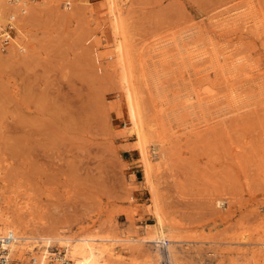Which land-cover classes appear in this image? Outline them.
Segmentation results:
<instances>
[{
	"label": "rangeland",
	"instance_id": "obj_1",
	"mask_svg": "<svg viewBox=\"0 0 264 264\" xmlns=\"http://www.w3.org/2000/svg\"><path fill=\"white\" fill-rule=\"evenodd\" d=\"M40 1L30 15L32 46L0 54V192L24 207L25 220L43 236L82 229L132 237L155 228L156 200L109 52V1ZM236 8L256 24L233 35L213 30L209 19L241 13ZM121 16L144 122L153 121L159 103L174 107L168 123L161 121L175 130L164 145L169 157L151 180L165 235L179 240L171 244L176 263L264 264V0H128ZM222 50L235 60L223 71L214 59ZM188 52L206 57L189 60ZM190 93L202 103L192 115L181 105ZM171 120L188 130L179 132ZM158 125L148 128L152 136L164 128ZM220 196L223 208L214 205ZM130 245L111 264L155 263L154 249L160 264H169L167 242Z\"/></svg>",
	"mask_w": 264,
	"mask_h": 264
},
{
	"label": "bare ground",
	"instance_id": "obj_2",
	"mask_svg": "<svg viewBox=\"0 0 264 264\" xmlns=\"http://www.w3.org/2000/svg\"><path fill=\"white\" fill-rule=\"evenodd\" d=\"M45 1H46L45 3L48 2L47 0H45ZM108 1L110 3V9L108 11L110 18L108 17L109 23L107 26L109 28V34L111 37V46H112V47L110 46L111 50L109 52L113 56V60H114V63L116 65V68L118 67L121 70V82L123 84L124 98H125L124 100H125L126 106H127L126 112H127L128 118L130 120L131 126L133 128L132 129L133 131L132 130L131 131L134 133V136H135L136 141H137L136 148L138 151L139 159L141 161L143 179H144L145 184L148 185V186L147 185L146 186L149 187V190L151 189V192H149V194L151 193V195H152V196L150 195L151 202L154 204L155 201L153 202V200H156L155 208L153 209V215H154L156 227L151 228V229L149 226H148V228H142L141 231L139 232V234H137L136 233L137 231H135L137 236L131 235L132 237H130V235L129 236L128 235L122 236V237L121 236L117 237L118 235L117 236H112V235L111 236H109V235L103 236V235H100V234L94 233V232L92 234L91 233L90 234H83L82 229L73 235H68L65 232L57 231L55 233L48 234L47 236H43L44 234L43 235L42 234L40 235V233L36 234V230L33 229L34 225L33 226L29 225L28 220L27 219H26L27 221L25 220V217L23 215L24 207H20V206L18 207V205L11 199L5 200V198L2 195V192H0V235L5 234L7 231L8 232L10 231L14 236V240L8 246V254H9L10 261H11L10 264H13V261H15L19 264H53V261H62V260L65 261L66 264H111L113 261L115 262V260H119V259L121 260V257H123L122 256L123 250L127 251V250L132 249L131 248L132 246L130 244H132L133 246H135L134 244H136V246L134 248L137 249L139 247V244L152 243V244H154L153 246L155 248V247H158L159 244H164L166 242L169 243V246H167L166 250H165L166 254H167L166 256L168 257V262H169V264H177L176 263V261L178 259V257H177L178 254H176L177 250H176V247L172 246L171 244H173V245L177 244V243H179V240H177V239L174 240V239L167 237L165 235V232H164V228H165L164 222L165 221H164V217H163L164 213L162 216V212H161L162 210L160 211L159 210L160 208L158 209L156 206V205H159V203L157 204V199L159 201V198L157 195V199H155L156 198L155 194H156L157 190L154 191L155 189L153 190V187H152V185H153L152 180L154 179V178L152 179V177L154 176V174L156 177V175L159 173L160 169L164 168V166H166L165 164H166L167 159L169 157V156L167 157V153H170V151H169L170 149L168 150L167 146H166L167 149L166 150L164 149V145L168 142L166 137L168 138V136L173 135L174 131H175L174 130L172 132V128H173L172 126L173 125H171L170 127H168V128H170V130L168 129L170 134L168 133L167 135L161 136L160 135L161 133H159V134L156 133L157 131H159V129L156 131V127L158 125L157 122H159V125H158L159 128H162V126L165 128V129L162 128L164 130V131H162V133H164V132L166 133V131H168V130H166L165 126L168 123V120L166 119L165 116H169V114L167 112H170L172 110V108H174V107H172L173 104L171 105V108H168V107H165V105H166L165 103L164 104L159 103V105H158L159 106V112L156 113L153 121L151 120V122H149L148 124L144 122L143 114H142V110H141V105H140V102L138 100L137 94L135 93V86H134L133 80L131 78V71H132L131 66H132L133 62L131 61V56H130L131 53H129L130 50L128 48L127 38H126L125 32H124L125 31L124 30L125 29L124 23H123L124 17L122 18V16H121L123 11H124V7H125L128 0H108ZM35 3H36L35 0H0V23L2 25H5V24L12 25V27H13L12 33L14 34V35H12V33H11V36H10L8 42L6 43V45H4L0 41V54L3 52H8V53L10 52L11 54L12 53L14 54L15 52L20 53V52L26 51L30 46H32V44L30 42V35H28V33H30V30L28 28H29V25L31 24L30 23L31 22V16L30 15H32L31 13H33V11L35 9L39 11V9H38L39 7L35 8ZM41 4L44 5V1H42ZM48 4H49V2H48ZM37 5H38V3H37ZM239 9L240 8H238L237 10H239ZM230 10L233 11L232 9H230ZM230 10H229L230 14H229V12H227L225 14L221 13V15L215 17V19H212V18L209 19V21L213 20L210 22V25L212 26L213 30L219 31L221 33H227L228 35L229 34L233 35V33L238 31V30L247 29V27L249 26L248 24L256 22L253 17H247V15L250 16V13L249 14L247 13L245 15V14H243L245 12H241V10H239L241 13L234 14L235 13V10H234V13H233L234 15L233 14L231 15ZM226 11L227 10H225V12ZM257 22H259V21H257ZM262 23H264V22H262ZM196 30L199 31L200 28L196 29ZM175 44H176V42H175ZM145 46H146V44H145ZM147 47H148V45H147ZM226 48L228 49V47H226ZM142 49H143V47H142ZM156 49L157 48H153V49H151V51L146 50L147 51L146 53H148V52L152 53L153 51L155 52V51H157ZM161 51H162V49H161ZM161 51H160V53H159V51L157 52L160 54L159 56L161 57V58L158 57L159 58L158 61H160L162 64H165L164 63L165 59L162 57ZM163 53H165V52H163ZM189 53L190 52H188V54ZM225 54H227V55H225ZM165 55H167V54H165ZM199 55H195V54L190 53L187 56V59L193 60V59H196V58L201 56V55L200 56ZM203 55L205 56V54H203ZM179 57H180L179 59L181 60V56H179ZM207 57L209 58V56H207ZM184 58H182V59L184 60ZM151 59H152V55H151ZM214 59L217 61V63L221 62L222 65H220V66L218 64L217 65H218L219 69H222V71H223L224 67H226V66L229 67V66H231V64L233 65L235 62V60L232 58V55H228V53H225L223 50L220 52L217 51ZM139 60H140V58H139ZM186 60H184V61H186ZM154 63H156V62H154ZM214 71H215V69H214ZM193 73H195L194 75L197 74L196 71H193ZM247 80H248V84H251V83L257 84V82L255 80H252V81L250 79H247ZM262 87H264V86H262ZM206 93H208V92H206ZM192 94L191 93L188 94L186 96V98H184L185 101L181 104L186 109H190L188 112L191 113V115L193 112H196L195 109H197V107L200 108V106H201L200 104H202L201 100H199L200 97H198L195 94L194 95H192ZM209 94H207V95H209ZM212 96L215 97V95L210 94L208 99L214 98ZM206 98H207V96H206ZM258 98H260L259 101L264 100V89L260 90V92L258 93ZM202 101H203V99H202ZM171 102H173V101L171 100ZM169 107H170V105H169ZM154 108H157V106ZM168 109H170V110H168ZM229 110H230V108H229ZM171 114H173V113H171ZM169 117H167V118L169 119ZM164 120H167L165 126H164V123L161 122ZM171 121H173V120H171ZM152 122H153V124H152ZM179 122L178 123H176V121L174 122V123H176V126L174 125L175 128L183 125V123H184V122L182 123V121H179ZM155 125H156V127L154 128V131H156L155 132L156 135L154 134V136H152L153 135V132H152L153 128L152 127H154ZM190 125L189 126L187 125V128H189V131L193 128V123H192V126H190ZM194 125H196V124H194ZM167 126H169V124ZM148 128H152V129H148ZM147 129L150 130V131H148V134L146 132ZM184 129H186L185 126L183 129L179 127V129L177 128L176 130L181 132ZM161 130L159 132H161ZM186 130H188V129H186ZM192 130L194 132V129H192ZM189 131H187V132H189ZM179 132H178V134H179ZM185 132H183V133H185ZM149 133H152V134H150L151 136L149 135ZM146 134L149 135L150 137H148ZM166 151H168V152H166ZM149 152L151 153L150 155H149ZM221 197L222 196H220L219 198H215V199L213 198L215 207L223 208L225 206V204H226L225 198H221ZM29 223H31V222H29ZM133 236H135V237H133ZM232 242L227 241L226 243L230 244ZM239 242L241 243V241H239ZM212 243L213 244H220L218 241H215ZM115 244H119L118 246L123 247V248L117 249ZM260 244L264 245V243H260ZM53 246L56 247L58 249V251L61 250L62 252H64V254L61 255L56 251H54V252L50 251V248ZM153 246H152V248H153ZM215 249L212 248L211 253L214 254L217 252V254H220V256H222L223 254L226 253L224 249L222 250V252H219V253ZM154 250H149V251L152 253V254L150 253V256L152 255V259L154 260L155 263L151 262L149 264H160L159 260H160L161 256L159 255L157 250H155V251Z\"/></svg>",
	"mask_w": 264,
	"mask_h": 264
},
{
	"label": "built area",
	"instance_id": "obj_3",
	"mask_svg": "<svg viewBox=\"0 0 264 264\" xmlns=\"http://www.w3.org/2000/svg\"><path fill=\"white\" fill-rule=\"evenodd\" d=\"M13 31V27L10 24L2 25L0 23V41L6 45L8 42L11 33ZM14 240L13 234L7 231L5 234L0 235V264H10V258L8 254V246ZM64 252L61 254L63 255ZM58 264H66L65 261H58Z\"/></svg>",
	"mask_w": 264,
	"mask_h": 264
}]
</instances>
